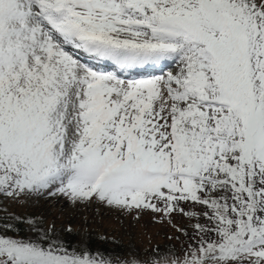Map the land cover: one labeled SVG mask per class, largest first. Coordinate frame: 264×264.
Instances as JSON below:
<instances>
[{
  "label": "snow or ice",
  "instance_id": "1",
  "mask_svg": "<svg viewBox=\"0 0 264 264\" xmlns=\"http://www.w3.org/2000/svg\"><path fill=\"white\" fill-rule=\"evenodd\" d=\"M33 197L178 243L116 256L6 217L0 264H264V0H0V198Z\"/></svg>",
  "mask_w": 264,
  "mask_h": 264
},
{
  "label": "rangeland",
  "instance_id": "2",
  "mask_svg": "<svg viewBox=\"0 0 264 264\" xmlns=\"http://www.w3.org/2000/svg\"><path fill=\"white\" fill-rule=\"evenodd\" d=\"M0 216L18 218L14 221L22 222L25 230L30 220L45 229L54 226L55 235L73 246L93 251L102 246L116 256L143 254L155 245L178 243L168 239L179 235L168 224L155 222L150 215L136 219L98 201L72 204L63 197H33L19 202L0 198ZM175 222L187 224L182 217H176Z\"/></svg>",
  "mask_w": 264,
  "mask_h": 264
},
{
  "label": "trees",
  "instance_id": "3",
  "mask_svg": "<svg viewBox=\"0 0 264 264\" xmlns=\"http://www.w3.org/2000/svg\"><path fill=\"white\" fill-rule=\"evenodd\" d=\"M8 217V216H0V224L6 222L5 218ZM16 226L20 229H24V224L22 222H17V221H13ZM97 251H101V252H106V250H103L102 246L97 250Z\"/></svg>",
  "mask_w": 264,
  "mask_h": 264
},
{
  "label": "bare ground",
  "instance_id": "4",
  "mask_svg": "<svg viewBox=\"0 0 264 264\" xmlns=\"http://www.w3.org/2000/svg\"><path fill=\"white\" fill-rule=\"evenodd\" d=\"M105 67H107V68H112V67H110V66H107V65H105Z\"/></svg>",
  "mask_w": 264,
  "mask_h": 264
}]
</instances>
